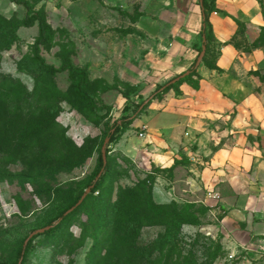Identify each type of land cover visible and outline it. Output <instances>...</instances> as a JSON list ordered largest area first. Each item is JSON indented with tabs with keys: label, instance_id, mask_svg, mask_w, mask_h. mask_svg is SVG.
Masks as SVG:
<instances>
[{
	"label": "rangeland",
	"instance_id": "374dc122",
	"mask_svg": "<svg viewBox=\"0 0 264 264\" xmlns=\"http://www.w3.org/2000/svg\"><path fill=\"white\" fill-rule=\"evenodd\" d=\"M30 1L53 33L40 55L56 67L68 60L83 68L86 96L76 94L68 71L50 73L34 60L38 23L22 26L25 7L0 0V15L17 26L11 43L0 39L6 45H0V84H13L21 95L0 105V264H99L115 233L125 237L118 246L131 245L132 264H264L261 247L225 246L226 235L211 226L216 219L206 202L180 198L185 184L177 167L183 160L167 168L150 155L165 148V133L151 128L141 136L142 124L159 107L140 112L136 102L174 72L170 65L167 75L154 68L175 30L170 0ZM208 11L218 10L211 3ZM208 37L201 44L213 64L221 44L211 29ZM9 110H15L12 117ZM132 115L136 119L119 140L105 144L114 121ZM104 146L108 174L76 206L101 172ZM178 210L186 217L195 212V227L178 224ZM131 212L134 217L126 223Z\"/></svg>",
	"mask_w": 264,
	"mask_h": 264
},
{
	"label": "crops",
	"instance_id": "0c3cea01",
	"mask_svg": "<svg viewBox=\"0 0 264 264\" xmlns=\"http://www.w3.org/2000/svg\"><path fill=\"white\" fill-rule=\"evenodd\" d=\"M167 3V2H166ZM177 18L171 44L158 57L157 74L174 77L194 67L193 82H183L150 105L151 128L164 132L165 148L154 155L167 168L176 165L185 187L180 198L204 201L211 226L225 233L228 248L261 247L264 241V14L259 0H215L211 30L221 44L215 63L203 47L200 0H170ZM240 31V32H239ZM263 37V38H262ZM163 48L164 46L161 45ZM207 52V49H206ZM151 58V56H149ZM168 77V78H167ZM154 110V109H153ZM151 126V127H149ZM164 181V180H163ZM219 198H209L208 191ZM177 196V195H176ZM178 199V196L176 197ZM193 226L192 224H183ZM183 230V229H182ZM250 248V247H249ZM248 249V248H247Z\"/></svg>",
	"mask_w": 264,
	"mask_h": 264
},
{
	"label": "trees",
	"instance_id": "16d2710c",
	"mask_svg": "<svg viewBox=\"0 0 264 264\" xmlns=\"http://www.w3.org/2000/svg\"><path fill=\"white\" fill-rule=\"evenodd\" d=\"M12 1L16 4L24 6L26 9L25 16L21 22L22 26L32 27L38 23L39 35L37 36V38L33 44V47L35 50L34 60L42 68L46 69L50 73H58V72H62V71H68L69 78L75 86L76 94L79 96L85 97L86 95L84 93V90H85V87L87 84V73H86V71L81 67L73 66L70 63V61H68V60H65L60 67H56L54 65L47 64L45 62L44 58L40 55L39 49H40L41 45L47 43L48 41L52 40V38H53V33H52L50 25L48 24V22L46 21V19L42 15H40L38 12H35V10L33 9V3L30 0H12ZM200 1H202L201 4H202V8H203L202 35L208 41V39H209L208 30L211 29V26H212L211 22H210V18H209L210 14H209L208 10L210 8L211 3H213V6L215 5V1L214 0L213 1L212 0H200ZM260 4H261V7L263 9V14H264V0H261ZM14 28H17V26L11 25V22L8 18H6L3 15H0V39L2 41L7 42L8 44L11 43V41H13V39L15 37V29ZM0 45H2L3 48L6 46L4 43H0ZM200 50H202V47L200 48ZM195 75H197L196 69L194 67H192V68H189L186 71H183L180 74H177L176 76L170 78V80H168L166 82V84L158 86L148 97L144 98V100L142 102H140V103L136 102L137 111H139L141 109L140 112H142L147 106H149L151 104V102L153 100L160 98L163 93L168 92L171 88H173L179 84H182L183 82L191 81V82H193V85L195 87L198 86V83L193 81V78ZM10 81L11 80H9V82ZM14 84H16L20 87L21 86L23 87V84L19 80H16L14 82ZM3 85L5 88L3 87ZM12 85L13 84H9V83L0 84V88L3 89L2 91L0 89V91H1L0 92V105L1 106H2V103H5L7 100H13V99L16 100V99H19L21 97V95L19 96L16 94L18 92L16 89L12 90L13 89ZM4 90H6V92ZM122 95L126 98H129V95L124 93V92L122 93ZM9 111H8V113H10L9 117H12V115L15 114V110H12V111L9 110ZM1 116H2V114L0 113V122H1ZM135 119H136V117L134 115H132V116H123L121 119L115 120L114 123L112 124V126L110 127L109 132L107 133V137L110 138V141L111 142H117L120 138L121 133ZM108 166H109L108 163H106V165L104 164L103 153L101 152V155L99 157V170H102V168L104 167L105 172L97 182L91 183L88 186V187H90L91 185H94L91 189L90 194H93V192H95L96 190H98V188L101 187L103 180H104V177H106V175L108 174V171H107ZM88 195L86 196V198L84 199V201L80 205H83L86 202V200L88 199ZM81 197H82V195L80 196V198ZM134 201H136V200H134ZM130 202H132V200ZM148 205H150V207H152L153 209H160L161 210V207L158 206L157 204H155L153 201H149ZM148 205L145 203V206H148ZM132 206L133 205H130L131 211H134V208L136 209V207L133 206L134 207L133 208ZM177 206H179V205H177ZM138 207L143 208L144 205L142 203H140L138 205ZM186 207H192V206L187 205L184 208H186ZM194 213L195 212H193V213L190 212L191 215H188L189 217H186L181 213V211H179L177 214L178 216L176 217V222L178 224L179 223L180 224L196 223V221L193 220ZM133 217H134V214H132V212H131L130 216L128 218H124V220L127 223ZM116 220L118 222V219H116ZM132 221L134 222V220H132ZM115 226H116V224H115ZM124 238L125 237H123L122 235H118L116 233H115V235H113V237L106 244L105 253L103 254L99 264H132L130 261L131 256L133 254V250H132L131 245L122 243L121 246H118V242ZM27 248L28 247H26L24 249V243H23L21 254H20L21 257L25 256ZM140 264H146V262L141 261Z\"/></svg>",
	"mask_w": 264,
	"mask_h": 264
},
{
	"label": "water",
	"instance_id": "95a60500",
	"mask_svg": "<svg viewBox=\"0 0 264 264\" xmlns=\"http://www.w3.org/2000/svg\"><path fill=\"white\" fill-rule=\"evenodd\" d=\"M201 2H202V1H201ZM201 5H202V4H201ZM204 41H206L205 38H204ZM205 53H206V46L203 45L202 50H201V52H200V54H199V56H198V58H197V61H196L195 67H198L199 64L202 62ZM109 141H110V138H107L106 141H105V144L108 143ZM102 152H103V155H104V164L106 165L107 161H106V150H105V146L102 148ZM104 169H105V168L103 167L102 170H101V172H100L99 175L97 176V179H96L95 182H97V181L99 180V178L101 177L102 172L104 171ZM93 186H94V185H91L90 187H88V188L85 190V192H84V194L82 195V197H81V198L79 199V201L76 203V206H79V205L84 201V199L86 198V196L91 192V189H92ZM72 209H73V208H72ZM50 227H51V226H47V227L41 229L40 231H45V230L49 229ZM36 233H37V232H36ZM32 236H33V235H30V236L25 240V242H24V249L27 247L28 242H29V240L32 238ZM23 252H24V251H23Z\"/></svg>",
	"mask_w": 264,
	"mask_h": 264
},
{
	"label": "built area",
	"instance_id": "2783aa9c",
	"mask_svg": "<svg viewBox=\"0 0 264 264\" xmlns=\"http://www.w3.org/2000/svg\"><path fill=\"white\" fill-rule=\"evenodd\" d=\"M147 128L148 127L146 125H143V127L141 128L140 133H141L142 137L147 135ZM207 195L209 198H215V199L219 198L218 193H215L213 190H209ZM261 244H263L261 246V249H262V253H264V241L263 240H262ZM231 256H233V254Z\"/></svg>",
	"mask_w": 264,
	"mask_h": 264
}]
</instances>
